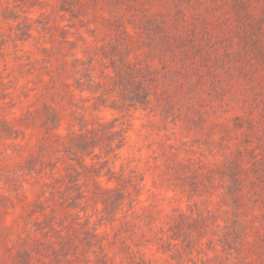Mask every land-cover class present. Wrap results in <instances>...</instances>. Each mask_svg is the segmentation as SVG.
<instances>
[{"label":"clouds","instance_id":"obj_1","mask_svg":"<svg viewBox=\"0 0 264 264\" xmlns=\"http://www.w3.org/2000/svg\"><path fill=\"white\" fill-rule=\"evenodd\" d=\"M0 264H264V0H0Z\"/></svg>","mask_w":264,"mask_h":264}]
</instances>
